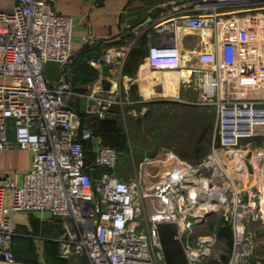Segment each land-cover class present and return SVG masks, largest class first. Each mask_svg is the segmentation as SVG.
<instances>
[{
    "label": "built area",
    "instance_id": "1",
    "mask_svg": "<svg viewBox=\"0 0 264 264\" xmlns=\"http://www.w3.org/2000/svg\"><path fill=\"white\" fill-rule=\"evenodd\" d=\"M53 1L13 0L0 10V147L12 144V119L15 144L31 152L21 182L0 172V258L14 261V211L57 217L59 256L85 255L90 264H165L160 223L173 224V238L182 242L217 214L232 228L231 247L215 252L217 233H200L182 242L188 264H263L250 224H264V0H188L120 27L134 41L105 51L104 62L126 59L145 33L150 43L142 63L186 70L180 84L197 93L189 102L215 110L211 150L201 161L170 151L154 171L159 161L151 155L127 180L115 171V148L89 145L94 132L66 100L68 83L45 74L47 63L65 65L75 56L74 19ZM189 32L191 53L180 48ZM107 111L102 105L96 113Z\"/></svg>",
    "mask_w": 264,
    "mask_h": 264
},
{
    "label": "crops",
    "instance_id": "2",
    "mask_svg": "<svg viewBox=\"0 0 264 264\" xmlns=\"http://www.w3.org/2000/svg\"><path fill=\"white\" fill-rule=\"evenodd\" d=\"M184 1L188 0H54L53 6L56 11L70 15L74 19L72 48L75 55L79 56L81 61L98 69L93 91L101 95H120L123 92L128 93L130 86L134 84L141 101L145 103L149 101V98L156 95L159 97L166 95L180 96L182 92L180 90V82L182 78L187 77V71L153 70L142 63V60L135 71V75L130 76L123 73V63L126 59H114L113 62L106 63L104 60L100 61L99 58H86V53L95 51L100 53L102 58L105 51L134 41V33L120 31L122 25L126 23L136 25L141 21L156 19L161 12L171 9L173 5ZM12 4L13 0H0V10L9 9ZM89 36L94 38L93 42L84 43V39ZM138 40L145 43L147 47L150 43L145 33ZM159 41V35L155 34L153 42ZM194 45L195 34L192 32H189L187 38L180 42V48L183 52H190L189 50L193 49ZM52 62L57 66L55 70L50 71L47 69L50 62L45 67V74L49 81H66L69 88L78 83L79 79L76 77L73 68L70 67V63L63 65L59 62ZM103 65L108 67L107 77L112 80L109 89H105L101 83L104 76L102 73ZM160 71L161 73H159ZM162 71L165 72L163 73ZM56 72L59 73L58 78L50 77L48 74L54 75ZM65 74L67 80L65 79ZM156 86H159L162 94L160 90L156 92ZM196 98L197 93H193L192 100ZM69 104L75 110H78L70 102ZM84 122L88 123L86 120ZM93 138L91 141L95 142L96 139L95 137ZM7 139L12 144L11 146L0 147V172L9 174L16 182H21L22 172L30 165L31 152L29 149L21 148L15 144L12 119L8 120ZM8 203L9 192L6 195V204ZM10 222L14 231L10 239V250L13 253L14 261L9 262L0 258V264H90L85 255H74L67 259L59 256L58 237L60 235V223L59 219L50 213L14 211L10 215ZM165 224L175 227L171 223ZM187 236L193 237L194 240L196 238V235L193 236L189 233ZM187 236L186 239L188 238ZM258 239L255 256L256 259H261L264 264V234L261 239ZM161 242L162 245L163 243L169 245L168 239L163 235ZM177 248L183 250L182 242L177 243ZM180 252L182 253V251ZM165 256V264H188L184 250L183 261L172 260V250H167V248L164 251ZM206 264H217V262L211 259L206 261Z\"/></svg>",
    "mask_w": 264,
    "mask_h": 264
},
{
    "label": "rangeland",
    "instance_id": "3",
    "mask_svg": "<svg viewBox=\"0 0 264 264\" xmlns=\"http://www.w3.org/2000/svg\"><path fill=\"white\" fill-rule=\"evenodd\" d=\"M56 67L55 63L50 62L47 69L52 71ZM162 72L164 73L165 71ZM65 73L68 75L66 70ZM74 73L76 74V72ZM48 74L50 77H59L58 72L54 73V75ZM95 78H90L83 82L78 80L76 85L68 88L66 100L76 107L79 112L85 111L88 106L95 112L102 105L108 106L107 113L102 117L100 116L97 132L94 134L97 142L90 141L89 145L92 148L95 145L110 147H113L111 144L115 145L113 148L118 153L115 170L120 178L126 180L131 178L135 174L136 169L139 168V164L151 155L158 158L159 162L155 166L154 171H159L163 168L161 164L165 160L166 152L171 151L189 162H193L202 156L206 157L210 152L211 143L210 145L207 144L206 148L201 149L205 151L199 153L200 155L196 152V147L197 143L203 144L207 142V136L210 135L212 137V128L210 132L207 128L208 123L212 122L213 124V116L215 120V110L206 105L189 103L193 98V93L196 94L191 88H183L181 86L180 90L182 92L180 96L166 95L159 97L156 95L143 103L141 98L135 97L134 94H129V90L128 93L123 92L120 95L97 94L96 91H93ZM159 90L162 94L159 86H156V92ZM99 98H104L103 102L105 103H102V105L98 103ZM176 99L184 102L176 101ZM92 117L94 118L95 116ZM92 117H88L86 121L89 122ZM200 138L202 139L199 141ZM221 220L220 215L212 214L204 224L199 227L198 225L193 226L188 233L197 236L200 233L212 232L215 222L219 223ZM250 228L256 235V249L258 238L261 239L264 234V224L259 221H253L250 224ZM172 232L173 227L169 225L164 224L159 228L160 237L162 238V235L165 236L169 242V245L163 243L164 251H166V248L167 250H172V260L183 261V250L177 248V243H180V241L173 239L171 236ZM187 237V239L185 237V240L189 242L194 240L193 237ZM220 249L223 251L228 249L226 241L222 237H220L215 252Z\"/></svg>",
    "mask_w": 264,
    "mask_h": 264
},
{
    "label": "trees",
    "instance_id": "4",
    "mask_svg": "<svg viewBox=\"0 0 264 264\" xmlns=\"http://www.w3.org/2000/svg\"><path fill=\"white\" fill-rule=\"evenodd\" d=\"M135 25V24H134ZM147 45H145V43L141 42L140 40L136 41L134 43V45L130 48L129 53L127 55L126 60L123 63V73L130 75V76H134L135 75V71L138 67V65L140 64V62L143 60L144 55L147 51ZM71 66L73 68V71L76 72V77H78L79 80L86 81L90 78H95L98 74V69L93 67L92 65L85 63L83 61H81L79 59V56H74V60L72 63H70ZM81 78V79H80ZM129 94H134L135 97L140 98V96L137 94L136 91V86L134 84H132L130 86L129 89ZM158 103V102H155ZM162 103V102H159ZM153 104V103H152ZM210 107V106H209ZM212 108V107H211ZM80 116L82 117L83 120V124L86 126H89L92 128L94 134H96L97 132V125L99 124V120L101 119L100 116L96 113V112H88L87 109L85 111L79 112L78 110H76ZM92 116H95L94 118ZM88 117H92V120H90L87 124L84 122L85 120H87ZM213 118V124L208 123V131L210 132V129L212 128V134H213V129H214V116ZM105 122V121H104ZM207 142H204L203 144L201 143H197V147H196V152H198V155H200L199 153L204 152L201 149H203L207 144L210 145V143H212V137L207 136ZM202 138L199 139V141ZM204 139V138H203ZM198 141V142H199ZM111 146L115 147V145ZM206 148V147H205ZM205 156H202L199 159H196L195 161H193V163H197L199 161H201ZM116 171V170H115ZM160 224L159 228L161 225ZM168 225V224H165ZM213 230L217 233V235L219 237H222L225 239L226 241V245L228 246V249L231 247L232 244V228L230 226L229 223H227L224 220H221L219 223H216L213 225ZM175 232V227H173V232L171 233V236L173 237V233ZM174 239V238H173ZM175 240V239H174Z\"/></svg>",
    "mask_w": 264,
    "mask_h": 264
},
{
    "label": "water",
    "instance_id": "5",
    "mask_svg": "<svg viewBox=\"0 0 264 264\" xmlns=\"http://www.w3.org/2000/svg\"><path fill=\"white\" fill-rule=\"evenodd\" d=\"M86 58H99L100 61H102L103 59L100 57V53L98 52H95V51H90L88 53H86ZM102 73H103V78L101 80V83L103 85V87L105 89H109L110 88V85H111V82L112 80L111 79H108L107 75H108V67L106 65H103L102 66ZM65 79L67 80V76L65 74ZM176 101H180V102H184L180 99H176Z\"/></svg>",
    "mask_w": 264,
    "mask_h": 264
}]
</instances>
